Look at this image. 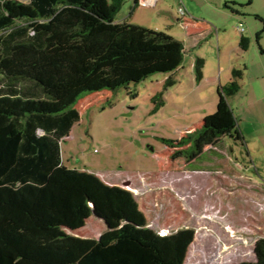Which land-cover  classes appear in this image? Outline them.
Returning a JSON list of instances; mask_svg holds the SVG:
<instances>
[{"label": "trees", "instance_id": "obj_1", "mask_svg": "<svg viewBox=\"0 0 264 264\" xmlns=\"http://www.w3.org/2000/svg\"><path fill=\"white\" fill-rule=\"evenodd\" d=\"M126 2L30 0L19 17L0 0V264H185L193 229L161 236L129 190L62 162L81 99L173 74L185 59L183 43L165 32L119 22ZM249 46L242 36L239 47ZM194 68L200 80L204 60ZM233 77L200 132L245 146L228 102L243 71ZM93 216L106 227L100 238L75 236ZM254 257L238 264H264V238Z\"/></svg>", "mask_w": 264, "mask_h": 264}, {"label": "rangeland", "instance_id": "obj_2", "mask_svg": "<svg viewBox=\"0 0 264 264\" xmlns=\"http://www.w3.org/2000/svg\"><path fill=\"white\" fill-rule=\"evenodd\" d=\"M1 1L14 16L30 8V0ZM182 1L190 13L193 0ZM214 1L219 0H196L198 5H193L197 18L213 29L203 33L196 48L189 41L176 72L81 99L76 107L81 119L61 141L65 167L129 190L150 229L161 236L193 229L195 240L185 264L253 261L255 243L264 238V153L247 149L227 134L200 132L204 119L217 110L218 88L230 85L233 71L242 70L240 91L228 101L246 142L259 147L255 135L264 134V99L258 117L255 111L260 107L256 93L264 95V0L226 1L237 12L230 9L227 14L210 4ZM178 5L179 0H164L157 9L140 7L131 18L132 3L127 0L117 20L149 30L161 27L158 31L184 39L186 34L172 18ZM159 13L171 17L172 32ZM241 23L244 33L238 30ZM242 36L250 40L247 51L239 47ZM198 58L204 60L200 80L194 68ZM170 78L174 83L167 86ZM254 119L261 128L256 134ZM104 231V223L93 216L74 235L97 240Z\"/></svg>", "mask_w": 264, "mask_h": 264}, {"label": "crops", "instance_id": "obj_3", "mask_svg": "<svg viewBox=\"0 0 264 264\" xmlns=\"http://www.w3.org/2000/svg\"><path fill=\"white\" fill-rule=\"evenodd\" d=\"M226 1H232V0H219V1H216V2L214 1L212 3L210 2V4L213 5L216 10H219L220 11V9H221L223 11V9H224L223 12H226L225 14H227L230 9L227 7V4L229 2H226ZM162 2H164V0H155L153 2V5L151 7L148 6L146 8L157 9L159 3H162ZM224 2H225V4H224V8H223L222 5H223ZM131 3L133 4V1L132 0H131ZM195 4H196V0L195 1L193 0L192 5H189L188 4V6L190 7V10H191V12L189 13L188 10H187V8L183 4V1L182 0H179L178 11H179L180 7L184 8L185 11H186L185 12V16L182 17L178 11H177V15L176 16H173V14H172V18H173L175 24H177L179 27H181L183 33L186 34L185 35V38L183 39L182 37L180 38L177 35H171V33H168L171 37H173V38L181 41V43H183L185 53H186V45L189 43V41L192 42L191 47L192 48H196V44L199 45L198 43H200V41L204 38L203 33L206 32V31H212V29H213V25L212 24L204 21V19L201 21V20H199L197 18V15L194 13V10L192 9L193 5H195ZM232 4H235V3H232ZM196 5H198V4H196ZM208 6H210V5H208ZM138 9H141V8L139 7L137 9L133 10L132 7H131V10H130V13L132 12L131 18H135V12ZM159 12L166 13L165 11H159ZM162 13H159L158 15H160V16H162L164 18V22L167 24V27H166L167 30H171L170 32H172L173 26L171 25V23L169 21V18H171V17H169V16L167 17L166 16L167 13H166V15L165 14H162ZM155 19L157 20V18H154V20ZM119 22H123V21H119ZM152 22L154 23L156 21H153V19H152ZM136 25H138V24H136ZM157 25H160L159 24V21L157 22ZM154 29H155V31H158L160 29L162 30L161 27L160 28H154ZM257 36H258V41H260L261 35L260 34H257ZM261 52L264 54V51L262 49H261ZM218 90H219V88H218ZM236 95H234L233 97H235ZM261 95L262 94H259V92H258V94L256 93V96H257L256 97V103H257V105L260 104L259 109H256V111H255V115L256 116L258 114H261V111H262V109H261V102H262V100L261 99H264V95H262V96ZM233 113H234V110H233ZM263 114H264V112H263ZM234 115H235V113H234ZM260 120H262V119L260 118ZM252 123H253L252 124L253 126H258L257 129L255 128V134H256L257 132L260 131L259 129H261L260 128V122H259L258 119L257 120L254 119L252 121ZM241 132H242V134L244 136V139H245V142H246V136H245L244 130L242 129ZM258 134L259 135H255L256 136V140L258 142H260V144L258 145L259 147L257 149L256 148H253V145H252L253 144V141L246 142L245 146H246L247 149L249 148L251 150H254L257 153H264V134H262L261 132L258 133Z\"/></svg>", "mask_w": 264, "mask_h": 264}, {"label": "built area", "instance_id": "obj_4", "mask_svg": "<svg viewBox=\"0 0 264 264\" xmlns=\"http://www.w3.org/2000/svg\"><path fill=\"white\" fill-rule=\"evenodd\" d=\"M155 0H138V3L140 4V6H142V7H148V6H152L153 5V2H154ZM179 13H180V15L182 16V17H184L185 16V9L184 8H182V7H180V9H179V11H178ZM244 26H243V24L241 23L240 25H239V31L240 32H243L244 31Z\"/></svg>", "mask_w": 264, "mask_h": 264}]
</instances>
